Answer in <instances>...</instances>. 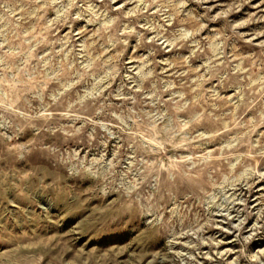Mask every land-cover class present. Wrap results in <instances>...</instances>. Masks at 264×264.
I'll return each mask as SVG.
<instances>
[{"label": "rangeland", "instance_id": "374dc122", "mask_svg": "<svg viewBox=\"0 0 264 264\" xmlns=\"http://www.w3.org/2000/svg\"><path fill=\"white\" fill-rule=\"evenodd\" d=\"M0 264H264V0H0Z\"/></svg>", "mask_w": 264, "mask_h": 264}]
</instances>
